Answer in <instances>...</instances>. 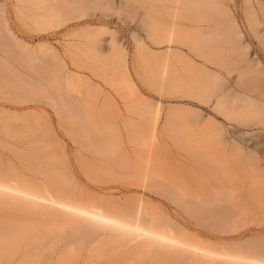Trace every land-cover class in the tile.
Segmentation results:
<instances>
[{
	"label": "rangeland",
	"instance_id": "1",
	"mask_svg": "<svg viewBox=\"0 0 264 264\" xmlns=\"http://www.w3.org/2000/svg\"><path fill=\"white\" fill-rule=\"evenodd\" d=\"M212 1L0 0V172L8 183L73 204L141 208L157 231L233 254L264 239V169L232 152L241 146L264 164V126L213 108L218 96L238 106L244 95L264 108V0ZM230 17L242 32L233 47ZM163 30L168 42L156 43ZM44 66L47 81L55 69L60 75V101L49 84L35 87ZM213 126L225 152L211 146ZM7 200L0 264L234 263L175 256L145 239L85 243L64 223L75 219L68 212Z\"/></svg>",
	"mask_w": 264,
	"mask_h": 264
},
{
	"label": "bare ground",
	"instance_id": "2",
	"mask_svg": "<svg viewBox=\"0 0 264 264\" xmlns=\"http://www.w3.org/2000/svg\"><path fill=\"white\" fill-rule=\"evenodd\" d=\"M206 5L207 6H217L218 4H217L216 1L213 0L212 2H207ZM245 15H246V20L248 22L249 27L253 28V26L257 22V19H256V16H255L254 12L251 10L250 6L249 7L247 6ZM3 21H4V19H3ZM223 26L221 24L222 28H223ZM226 29L227 30L230 29V32H229L230 35L228 34L229 38L225 42L229 41L230 37H231L232 42L231 41H229V42L232 43L231 47H233L234 46L233 43H235V42L238 43V41H239L238 39H239V37L242 36V32L238 29V27H237V25L234 22V19L232 17H230V23H229V25H227ZM226 29H225V31H226ZM6 32H7V35H9L10 32H8V30H6ZM215 33H216V31H215ZM147 35H148V33H147ZM236 39L238 41H236ZM164 41L168 42L167 31L166 30H163V31H161L159 33V37H158V39H156V43H162ZM24 46L25 45H20V48L27 47V46H25V47ZM244 48H247V46H245ZM136 49L138 51L139 50L141 51L143 49L142 45L139 42L137 43ZM1 50L3 51V53L10 54V52L8 51V48L6 46H3V49H1ZM173 51H171V52H173ZM116 52L115 53L117 54V57L120 58L119 60L125 61L126 52L125 51H116ZM142 52L143 51H141V54H143ZM9 57H11V56H9ZM56 57L58 59L57 55H56ZM166 57H167V53H165V58ZM11 59H16V57L12 56ZM21 59H23V60L19 61L18 63L22 66V63L26 59H24V58H21ZM60 62L61 61L59 60L58 68H61V66H62ZM256 65L259 66L258 63ZM0 67H2L1 62H0ZM24 67H26V66H24ZM55 67H57V65ZM42 69H43L42 75H41L39 81L36 82V84H39V85H36L35 87L44 90L46 88V86L49 84L50 87H54V89H56V91H58V94H57L58 100L57 101H60V97H61L60 93H59V89L61 87V86L59 87L60 80H61L60 79V75L58 74L57 70L55 69L53 73L51 72L52 73L51 74V80L47 81V79L45 78V76L47 74V72H46L47 68L44 66ZM51 69H50V71H52ZM7 74H8V78H10L11 80L16 79L15 77H17L16 74L12 72L11 68H7ZM0 80H1L0 83L5 81V80H3L2 75H0ZM177 80L180 81L179 78H177ZM216 82H218V81H216ZM219 87L220 86H218V88ZM37 92H40V91H37ZM41 94L43 95L44 93H41ZM201 98H203V97L201 96ZM244 98L246 100V101H244V104H240L238 106H233L232 103L226 105V101L224 100V96H218V98L213 103V108H214V110L216 112H218L219 114H224L227 118L232 119L233 117L239 116L240 119L243 122L259 123L262 126H264V108H262L261 111L259 112V110L257 109V106L250 101V97L249 96L244 95ZM225 105L231 111H228L227 113H224L223 109H224ZM102 108H103V106H102ZM3 113H4V111H3ZM7 113H10V112H7ZM10 114H14V113H10ZM29 117H30V115H29ZM8 120L10 121V118ZM4 123H7V125H8L11 122H6L5 121ZM86 126L90 129V125L89 124H86ZM1 131L3 132V130H1ZM210 131L216 133V135L213 134L212 137L210 136L211 137V142H210L211 146L213 147L214 144L216 145V147L218 145L220 146L222 144V142H223L222 138H219V136H218V133H220V131H221L220 128L217 127V126H213V127L210 128ZM175 138H177V137H175ZM232 145H237V144L232 142ZM87 149H86V151H87ZM220 149L222 150V152L226 151L224 149V145L223 144H222V146H220ZM94 150H96V149H94ZM94 152H96V151H94ZM232 152L238 158L243 159L244 161L247 160L248 163L251 164V166H253V167L257 168V169H264V164H262L260 162L259 157L255 156V155H252V154H246V152L243 150V148L241 146L234 147V149H232ZM218 164L225 165L226 162H225V160L219 158L218 159ZM0 198H2L3 201H5V199H8V198H9V200H22V202H25L26 204H29L30 206L31 205L34 206L33 204H37V202H45V203H49L51 205H54V206L58 207L59 210H61L62 212L63 211L64 212H68L75 219H73V218L72 219H67V220L64 221V223L67 225L68 228L72 229V231L78 232V233H80V235L81 234L85 235L86 236L85 241H84L85 243H86V241L89 244L93 243V242H100L101 238L105 237V236L114 237L116 239L117 243H119V244L120 243L121 244L122 243H126L127 245L129 243L135 241L136 239H145V240H149V241L155 242L159 246H162L164 248L167 247V251H171L175 256H177V255H179V256L192 255V256L208 258L209 260H212V261L228 260V261L234 262L236 264H242V263L264 264V239L260 240V242H258V243L256 242V243L252 244V242H245V243L239 244L238 246H236L234 248L235 251L237 252L235 254L230 253L228 251L229 249H227L224 246H221V247L216 248V249H213V248L211 249L209 247L207 248V247L201 246L200 244H197V243L196 244L195 243H188L185 240L174 236L172 234V230L169 229V227H168L169 230H168L167 233H162L160 231H157L156 227L152 226L151 223L148 221V219L145 218L144 212H143V210L141 208H138L137 210H131V209H129L127 207H124L123 205H121L119 203H115V202H100L97 205H87V204L82 203L79 200H76L75 203L73 204V203L69 202L68 199H66L63 196H60L59 198L56 197L55 199L53 197H51V196H48V197L38 196L35 193L31 192L30 190L21 188V186H19V184L15 185V186L9 184L8 180L6 178V175L3 174L2 172H0ZM9 200H7V201H9ZM154 212H157V210L154 211ZM149 215L153 216L151 214V210H150V214ZM149 219H150V217H149ZM0 228H2V226ZM81 237L83 238L84 236H81ZM69 243L70 242H68L67 244H69ZM95 245L97 246L98 244H95ZM230 247H231V245H230ZM62 248L66 249L68 247H62ZM61 251H63V250H61ZM234 263H229V264H234Z\"/></svg>",
	"mask_w": 264,
	"mask_h": 264
}]
</instances>
